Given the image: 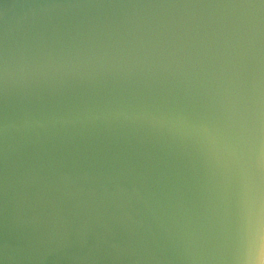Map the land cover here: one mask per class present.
<instances>
[{
    "label": "water",
    "instance_id": "water-1",
    "mask_svg": "<svg viewBox=\"0 0 264 264\" xmlns=\"http://www.w3.org/2000/svg\"><path fill=\"white\" fill-rule=\"evenodd\" d=\"M0 264H264V0H0Z\"/></svg>",
    "mask_w": 264,
    "mask_h": 264
}]
</instances>
